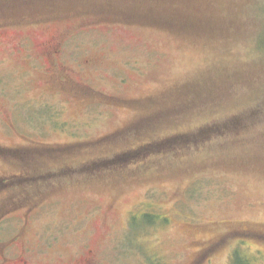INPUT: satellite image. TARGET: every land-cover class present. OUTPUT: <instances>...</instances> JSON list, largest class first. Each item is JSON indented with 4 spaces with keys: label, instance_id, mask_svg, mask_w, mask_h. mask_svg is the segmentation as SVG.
I'll return each mask as SVG.
<instances>
[{
    "label": "rangeland",
    "instance_id": "1",
    "mask_svg": "<svg viewBox=\"0 0 264 264\" xmlns=\"http://www.w3.org/2000/svg\"><path fill=\"white\" fill-rule=\"evenodd\" d=\"M236 255L264 264V0H0V264Z\"/></svg>",
    "mask_w": 264,
    "mask_h": 264
},
{
    "label": "trees",
    "instance_id": "2",
    "mask_svg": "<svg viewBox=\"0 0 264 264\" xmlns=\"http://www.w3.org/2000/svg\"><path fill=\"white\" fill-rule=\"evenodd\" d=\"M145 216V215H144ZM146 218H147V221H148V218H149V215H146ZM152 218V217H151ZM148 224H153V221H151V222H147ZM234 260H235V262H237V264H247V262L245 261V260H243V259H240L239 258V256L238 255H236L235 257H234ZM233 260V261H234Z\"/></svg>",
    "mask_w": 264,
    "mask_h": 264
}]
</instances>
